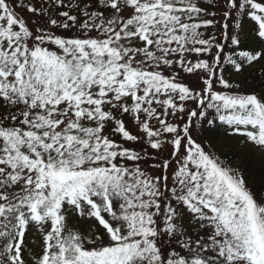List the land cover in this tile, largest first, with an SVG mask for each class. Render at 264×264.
Instances as JSON below:
<instances>
[{"label": "snow or ice", "instance_id": "obj_1", "mask_svg": "<svg viewBox=\"0 0 264 264\" xmlns=\"http://www.w3.org/2000/svg\"><path fill=\"white\" fill-rule=\"evenodd\" d=\"M0 264H264V0H0Z\"/></svg>", "mask_w": 264, "mask_h": 264}]
</instances>
